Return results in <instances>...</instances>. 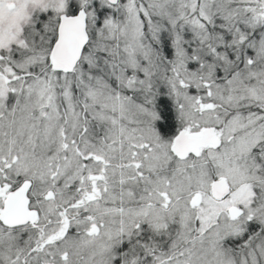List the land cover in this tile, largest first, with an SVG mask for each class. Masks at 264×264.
I'll return each mask as SVG.
<instances>
[{
    "label": "snow or ice",
    "instance_id": "6c2138e0",
    "mask_svg": "<svg viewBox=\"0 0 264 264\" xmlns=\"http://www.w3.org/2000/svg\"><path fill=\"white\" fill-rule=\"evenodd\" d=\"M0 264H264V0H0Z\"/></svg>",
    "mask_w": 264,
    "mask_h": 264
}]
</instances>
